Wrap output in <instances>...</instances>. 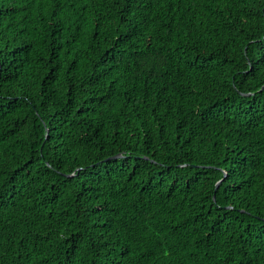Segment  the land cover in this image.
<instances>
[{
  "label": "trees",
  "instance_id": "obj_1",
  "mask_svg": "<svg viewBox=\"0 0 264 264\" xmlns=\"http://www.w3.org/2000/svg\"><path fill=\"white\" fill-rule=\"evenodd\" d=\"M0 264H264V0H0Z\"/></svg>",
  "mask_w": 264,
  "mask_h": 264
}]
</instances>
